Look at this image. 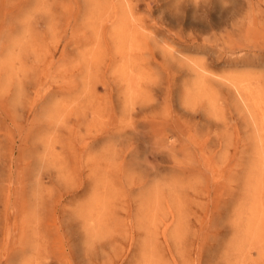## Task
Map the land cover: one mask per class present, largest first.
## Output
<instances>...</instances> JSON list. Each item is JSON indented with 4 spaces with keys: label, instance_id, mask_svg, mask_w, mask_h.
<instances>
[{
    "label": "rangeland",
    "instance_id": "rangeland-1",
    "mask_svg": "<svg viewBox=\"0 0 264 264\" xmlns=\"http://www.w3.org/2000/svg\"><path fill=\"white\" fill-rule=\"evenodd\" d=\"M0 264H264V0H0Z\"/></svg>",
    "mask_w": 264,
    "mask_h": 264
}]
</instances>
